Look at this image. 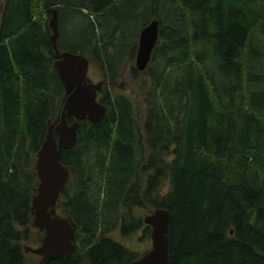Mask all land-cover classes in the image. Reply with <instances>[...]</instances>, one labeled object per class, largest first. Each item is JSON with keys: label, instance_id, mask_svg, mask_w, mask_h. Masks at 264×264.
Returning a JSON list of instances; mask_svg holds the SVG:
<instances>
[{"label": "trees", "instance_id": "1", "mask_svg": "<svg viewBox=\"0 0 264 264\" xmlns=\"http://www.w3.org/2000/svg\"><path fill=\"white\" fill-rule=\"evenodd\" d=\"M51 9L57 29L69 13L86 23L84 45L66 51L98 65L106 110L77 121L74 146L60 151L68 179L57 198L74 250L40 264H128L139 255L108 233L137 230L134 207L168 211L167 264H264V0H0V264H31L21 243L32 161L65 96ZM154 18L149 62L127 69L141 100L111 92Z\"/></svg>", "mask_w": 264, "mask_h": 264}, {"label": "water", "instance_id": "2", "mask_svg": "<svg viewBox=\"0 0 264 264\" xmlns=\"http://www.w3.org/2000/svg\"><path fill=\"white\" fill-rule=\"evenodd\" d=\"M57 13L51 9L48 27L51 48L55 60L53 67L64 91L59 118L52 127L48 126L36 152L34 170L37 178L36 192L30 199L32 224L44 232L41 238L42 259L69 256L74 250L71 241L72 227L67 218L54 216L50 209L55 205L60 188L68 179V171L59 161L61 149H70L76 139L77 121L86 120L93 124L105 115V106L96 99L100 84L90 88L85 84L88 60L79 53L59 52ZM158 37L157 19L149 20L139 29L133 67L142 71L150 60ZM65 115L72 117L66 123ZM142 223L149 228V248L128 264H167L168 211L155 207L142 216Z\"/></svg>", "mask_w": 264, "mask_h": 264}, {"label": "rangeland", "instance_id": "3", "mask_svg": "<svg viewBox=\"0 0 264 264\" xmlns=\"http://www.w3.org/2000/svg\"><path fill=\"white\" fill-rule=\"evenodd\" d=\"M72 12V11H71ZM75 16V15H74ZM69 17L71 18H59L58 22V31H59V52L66 51L67 49H72L76 45H84L82 43L85 41V37L87 35V25L85 23V26H82L81 29L78 27H75V22L72 21V13H69ZM68 20L72 21L69 22ZM76 31V35H75ZM80 35H78V33ZM76 36V37H75ZM137 37L136 36V45H137ZM136 50V46H135ZM81 55L85 56L88 60V69L86 73V80L85 84L88 85L90 88L96 86L99 82L102 81L100 69L98 65L95 64L92 60H90L89 56L86 55L84 52H80ZM134 54L133 52L132 58L128 59L127 57L124 58V61L122 63L121 69L118 72L117 80L114 83H108V89L111 90V92H126L130 96H136L137 100L140 99V91L137 85V82L132 80L128 73L127 69L129 66H133L134 63ZM96 99H98V92H96ZM36 159V155L33 158V169H34V161ZM35 171V170H34ZM37 180V178H36ZM166 189V185H164L161 189L162 192H164ZM58 199V198H57ZM59 199L57 200V203L55 206H53L50 209V212L54 216H62V210L59 207ZM148 213L147 210L142 208L134 207L131 209V217L137 219H142V216L144 214ZM144 228V224L142 223L141 226L135 230L134 232H131L128 235H122L118 227H115L112 231L108 233V236L112 238L114 241L122 244L125 248H127L129 251L135 253L136 255H141L144 253L150 245L149 240V228L148 233L143 234L142 230ZM44 232L41 228H36L33 226L32 221L28 227V235L25 240L22 241L21 246L22 250L25 254V259L27 262L31 264H40L42 261V253L43 248L41 247V238L43 236Z\"/></svg>", "mask_w": 264, "mask_h": 264}, {"label": "flooded vegetation", "instance_id": "4", "mask_svg": "<svg viewBox=\"0 0 264 264\" xmlns=\"http://www.w3.org/2000/svg\"><path fill=\"white\" fill-rule=\"evenodd\" d=\"M98 84H100V87H101V82H99ZM100 87H99V88H100ZM97 91H98V90H97ZM97 91H96V92H97ZM69 123H70V122H69ZM65 183H66V182H65ZM65 183H64V184H65ZM64 184H63V185H64ZM58 195H59V194H58Z\"/></svg>", "mask_w": 264, "mask_h": 264}]
</instances>
